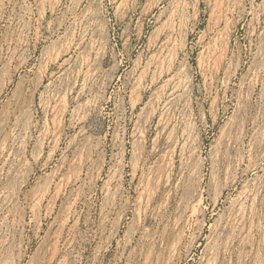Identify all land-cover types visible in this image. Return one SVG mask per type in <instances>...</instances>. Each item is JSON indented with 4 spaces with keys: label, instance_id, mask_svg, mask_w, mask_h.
<instances>
[{
    "label": "rangeland",
    "instance_id": "rangeland-1",
    "mask_svg": "<svg viewBox=\"0 0 264 264\" xmlns=\"http://www.w3.org/2000/svg\"><path fill=\"white\" fill-rule=\"evenodd\" d=\"M0 264H264V0H0Z\"/></svg>",
    "mask_w": 264,
    "mask_h": 264
}]
</instances>
